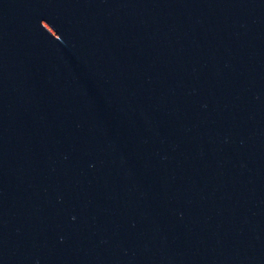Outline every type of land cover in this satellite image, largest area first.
I'll return each instance as SVG.
<instances>
[{
    "label": "water",
    "instance_id": "95a60500",
    "mask_svg": "<svg viewBox=\"0 0 264 264\" xmlns=\"http://www.w3.org/2000/svg\"><path fill=\"white\" fill-rule=\"evenodd\" d=\"M0 264H264L197 0H0Z\"/></svg>",
    "mask_w": 264,
    "mask_h": 264
}]
</instances>
